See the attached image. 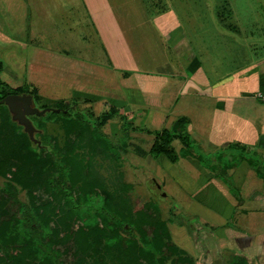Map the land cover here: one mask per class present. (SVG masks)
<instances>
[{
  "label": "crops",
  "instance_id": "0c3cea01",
  "mask_svg": "<svg viewBox=\"0 0 264 264\" xmlns=\"http://www.w3.org/2000/svg\"><path fill=\"white\" fill-rule=\"evenodd\" d=\"M116 1L119 11L113 9L114 0H0V59L20 75L21 83L27 76L44 104L81 99L97 108L98 101L106 106L110 100L131 108L125 100L134 94L132 107L145 124L153 123L160 114L156 109L164 107L168 115L178 116L173 123L186 118V133H198L201 153L190 148L182 157L197 175L184 169L178 177L188 190L189 214L200 218L187 233V251L194 264H264V101L257 96L264 95V0H184L186 18L194 20L188 22L191 35L174 8L158 7L161 0H131L134 6L127 9L126 0ZM81 25L99 36L106 54L115 55L114 66L68 53L71 44L79 47L73 41L84 38ZM199 30L204 38L200 50H207L211 41L213 50L221 51L215 62L196 57L188 36L198 37ZM12 34L18 39H11ZM127 34L157 41L158 48H143L151 68L134 64L136 53ZM51 35L66 38L61 45ZM158 35L165 36L175 53L172 67L171 59L160 55ZM116 44L126 55L116 52ZM223 56L233 69L220 71ZM166 68L174 94L168 96L169 106L162 102ZM113 73L121 76L118 89L106 95L95 91L94 84H114ZM46 81L55 83L59 95L39 93Z\"/></svg>",
  "mask_w": 264,
  "mask_h": 264
},
{
  "label": "rangeland",
  "instance_id": "374dc122",
  "mask_svg": "<svg viewBox=\"0 0 264 264\" xmlns=\"http://www.w3.org/2000/svg\"><path fill=\"white\" fill-rule=\"evenodd\" d=\"M126 1V9L129 6H134V3L131 0H129V4ZM149 2L150 0H145L146 4ZM160 3L161 4L158 5V7L163 6L168 7L169 9L174 8L176 10L178 21L180 22L183 30L189 33L188 35H191L192 29L190 26H188V22L194 20H188L186 18L184 0H175V2L174 0H161ZM119 4L121 3L114 0L112 6L115 11L121 10ZM79 20L81 22L85 21L83 18ZM5 21L8 22L9 20L5 19ZM58 24L60 23L58 22ZM6 26L7 24H5L4 31L10 33L11 29L7 28ZM192 26L195 28L194 24H192ZM79 29L82 30V33H84V38L73 41L74 45H79V47L73 48L71 44V48L68 53L71 55H76L86 62H93L98 65L105 64V66L107 64L108 66H114L116 64L113 60L115 55L112 57L103 51L99 36L93 32H90L89 27L84 25H81ZM73 36L74 38H79L80 36L82 37V35ZM51 37L56 40V44L61 43V45L66 38L63 35H51ZM125 37L130 39L128 40L130 41V48H133L136 53L134 64H137L136 62H138L144 69L151 68L152 66L148 65L150 59L143 48H158L157 41L155 40V43L152 42L151 39H148V36H146V39L144 36L140 37L128 34ZM157 37L159 40V48L162 50V54L160 55H162V57L165 56L167 59H171L172 67V61H177L176 58H174L175 53H173L172 48L170 45H168L169 41L165 39L164 35H158ZM10 38L18 39V37L13 34L10 36ZM202 38L203 36L200 30L198 37H194L192 39L190 36H188V39H190L189 41L192 43V46L196 51V57L199 60L202 59V62L204 61L203 63L215 62L217 54H220L221 51L213 50L215 47L211 44V41L207 42V50H200L199 48ZM207 38L209 40L212 39L215 41V37L213 35H207ZM70 43L71 41L69 44ZM57 46L60 47L59 45ZM117 46L118 45L116 44L115 47ZM210 46L212 48H209ZM218 46L223 45L218 43ZM120 49H116V52H122V54L126 55L124 48L121 47ZM225 53L226 52H224V54ZM129 63L130 64L128 65L131 66V61ZM233 67L234 64L232 61H228L225 57L220 63L221 72L233 69ZM169 71V68H166L162 71V75L165 76L164 73H166L168 82H166L167 84L165 85L167 92L164 93L165 97L164 101H162L165 106H169L170 102H172V100L168 101V96H172L173 94V89L170 85L171 76L168 74ZM113 74L114 84H112L111 80L109 82L105 81L103 83L94 84L95 91L97 90L98 92L106 95L109 94L112 89H118L116 83L120 85L119 81L121 76L118 73ZM1 76L13 88H19L22 84L19 80L20 75L15 74L10 66L6 63H4V65L1 67ZM26 78L27 76L23 74V81L27 83ZM80 80L82 81L83 77L80 78ZM27 86V88H29V84ZM169 86L171 88H169ZM41 89L42 90H40L39 93L43 95H48L50 97H56L59 95V92L55 90V83H53V85H51L50 82L45 83ZM133 96L129 95L127 98L128 100H125V102L127 101L128 105L131 106V108L129 106L128 108H122L120 105L111 104L109 99V101H106V106L103 104V100L98 101L97 108H94L93 104H91L88 100L81 99H66L60 101L58 105L60 108L69 106L72 102H75V109L70 111L86 113L89 120L94 121L96 125L99 126L100 131L104 135L108 136L114 145L117 146L116 152L110 150L102 141V139L94 134L92 127H87V129H85V127L81 131L78 130L80 132L77 131L70 139L67 138L63 123L60 119L61 115H53L52 117H44V114L40 116L31 115L30 119L37 128L34 136L40 140V144L44 147L54 144L53 142L56 140L55 142L58 143L62 150L72 148V150L75 152L81 153L84 158L89 161V178L100 180L110 195L115 199L116 202H118L117 204H121V206L119 205L121 208H123L122 206L124 205L128 206L130 213L134 217H137L138 220L150 222L152 219L148 220L144 214L154 216V218L158 220L156 223L158 234L163 238L168 237L169 240L171 239V241L185 250V254L179 256L178 258L174 257V261H170L169 259L166 260V264H194V259L190 255L189 251H187V240L189 239L187 237V233L190 232L191 224L196 221L199 222L200 218L198 216H191L189 214L188 210L190 201L188 199V190H186L183 186V179H179L178 177H180L179 175H182L181 171H184V169L188 172H191V174L193 173V175L197 174L193 169H191L186 159L182 158L181 154H179L178 149L179 147L183 146V142L177 138L172 141V145L177 151L176 153L178 162H176V171L169 170V168H174L173 166H175V164L172 166L171 161H169L163 154H160L158 157L154 158L149 153V148L154 138L152 132L158 131L164 127H169L171 123H173L174 119L178 116L176 117L174 113L172 116L168 115V107H164L161 108V110L156 109V111L160 112V114L154 115L153 123L145 124L142 119L143 116L137 114L135 107H132L134 105L132 98ZM134 98L136 99L137 96ZM40 101L41 100H37L35 103H33L38 108H41L40 106L44 103ZM47 112L48 115L52 114L50 111ZM103 113L105 114L102 115ZM10 120L13 121L9 111L6 112L0 108V124L3 130V134L0 136L3 140L1 145L5 147V152L4 154L2 153V156L8 162L13 164H22V153H24L25 150L28 151V147L26 145L21 148L19 144L18 148L17 141H23L21 136H23L22 132L25 131L23 130V127L18 128L16 126H12L10 124ZM122 126H126V130H122ZM136 126L137 129L141 130L137 131L133 130V128L130 129V127ZM185 134L188 141L185 140L184 142H189L191 148L200 155V147L198 144L199 138L197 136L198 133L195 131H189ZM13 153H15V157L13 156ZM44 168H50V166L47 163L44 164L41 167L39 173L42 174ZM9 175L11 176L9 171L0 173V190H4L6 188V182L10 180ZM10 182L13 184L10 194L15 195L17 200L20 202L26 203L28 200V195L26 193L27 188L22 186L20 183L15 182L14 180H11ZM9 205L10 203L7 206ZM13 208L14 206L12 208L10 206V209ZM124 227L127 228V224H125ZM143 227L146 230L151 231V227H149L148 224L144 223ZM82 251V249L81 252L77 250L75 245L70 242L62 244L60 254L62 260L64 261L62 264H135L132 260L128 261L126 256H121V259H113L106 256L105 254L103 255L99 252L98 248L94 249L93 247H88L83 252ZM43 264H45L44 261ZM137 264L143 263L137 261Z\"/></svg>",
  "mask_w": 264,
  "mask_h": 264
},
{
  "label": "trees",
  "instance_id": "16d2710c",
  "mask_svg": "<svg viewBox=\"0 0 264 264\" xmlns=\"http://www.w3.org/2000/svg\"><path fill=\"white\" fill-rule=\"evenodd\" d=\"M3 65L0 59V98L9 93L25 92L32 95L35 103L38 99L35 89L30 85L27 88L24 81L19 88H13L1 76ZM59 103L42 104L40 107L59 108ZM75 107L76 103L72 102L69 106L60 107L58 112L49 110L51 115L46 111L44 117L61 115L69 139L78 130L92 127L94 134L116 152L117 146L94 121L89 120L86 113L70 111ZM0 108L8 112L6 105L0 104ZM186 123L187 119L181 117L171 127L152 132L150 155L155 158L163 154L171 162L177 160V151L172 145L175 138L183 142L178 149L179 154L182 157L190 154L191 146L184 142L188 141ZM10 124L22 128L15 121L10 120ZM131 128L141 130L137 126ZM122 130H126V126H122ZM2 134L0 124V136ZM22 135L23 141H17L18 148L19 144L21 148L27 145L28 151L22 153L23 163L20 165L8 162L2 156L5 147L1 145L3 140L0 137V173L9 171L11 174L6 188L0 190V264H43V261L45 264H62L61 246L69 242L80 252L88 247L98 248L103 255L113 259L126 256L135 264L137 261L166 264V260L174 261V257L185 254V250L171 239L158 234V220L154 216L144 214L148 220L152 219L150 222L138 220L128 206L121 208V204H117L100 180L90 179L89 161L81 153L72 148L62 150L56 140L46 147L38 146L25 132ZM46 163L50 168L39 173ZM11 180L27 188L26 203L10 194ZM10 206L14 208L10 209ZM144 223L151 227V231L143 227Z\"/></svg>",
  "mask_w": 264,
  "mask_h": 264
},
{
  "label": "water",
  "instance_id": "95a60500",
  "mask_svg": "<svg viewBox=\"0 0 264 264\" xmlns=\"http://www.w3.org/2000/svg\"><path fill=\"white\" fill-rule=\"evenodd\" d=\"M0 104L6 105L11 119L23 127L29 139L40 145V140L34 136L37 128L30 119V115H43L46 111L52 110L58 112L60 108L44 107L38 108L33 103V98L30 93H9L0 98ZM65 111V110H63Z\"/></svg>",
  "mask_w": 264,
  "mask_h": 264
},
{
  "label": "built area",
  "instance_id": "2783aa9c",
  "mask_svg": "<svg viewBox=\"0 0 264 264\" xmlns=\"http://www.w3.org/2000/svg\"><path fill=\"white\" fill-rule=\"evenodd\" d=\"M257 96L260 97V98H262V100L264 101V95H262V94L259 93V94H257Z\"/></svg>",
  "mask_w": 264,
  "mask_h": 264
}]
</instances>
